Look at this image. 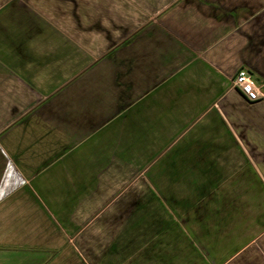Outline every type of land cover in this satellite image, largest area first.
<instances>
[{"label": "crops", "instance_id": "obj_1", "mask_svg": "<svg viewBox=\"0 0 264 264\" xmlns=\"http://www.w3.org/2000/svg\"><path fill=\"white\" fill-rule=\"evenodd\" d=\"M0 264H264V0H0Z\"/></svg>", "mask_w": 264, "mask_h": 264}, {"label": "built area", "instance_id": "obj_2", "mask_svg": "<svg viewBox=\"0 0 264 264\" xmlns=\"http://www.w3.org/2000/svg\"><path fill=\"white\" fill-rule=\"evenodd\" d=\"M233 87L237 89L249 101H257L263 97L261 86L255 80L252 73L241 69L233 79Z\"/></svg>", "mask_w": 264, "mask_h": 264}, {"label": "rangeland", "instance_id": "obj_3", "mask_svg": "<svg viewBox=\"0 0 264 264\" xmlns=\"http://www.w3.org/2000/svg\"><path fill=\"white\" fill-rule=\"evenodd\" d=\"M138 210H140L141 212L137 213ZM137 211L135 212V229L133 230V233L137 231L136 235L142 233V230H144L147 226L151 225L153 222L157 221L155 218H153V214H145L140 208H138Z\"/></svg>", "mask_w": 264, "mask_h": 264}]
</instances>
